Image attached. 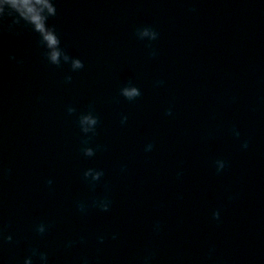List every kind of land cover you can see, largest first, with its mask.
I'll return each instance as SVG.
<instances>
[{"label": "clouds", "instance_id": "9594fccd", "mask_svg": "<svg viewBox=\"0 0 264 264\" xmlns=\"http://www.w3.org/2000/svg\"><path fill=\"white\" fill-rule=\"evenodd\" d=\"M57 15V8L55 6L54 0H0V29H4V21L10 18V23L6 25L7 31H13L17 27H30L31 30L38 34L39 44L44 48L43 56L48 61L49 64L60 67L63 64H69L72 71L80 70L84 67L83 62L79 58H74L70 56L62 47L61 40L58 36L54 26L48 24V20L51 17ZM136 36L140 40L148 41L147 47L151 48V42L159 38V33L151 28L150 26H144L136 30ZM151 56H155L156 52L150 53ZM72 77L66 76L65 81L71 82ZM163 81H157L156 85H162ZM140 89L135 86L131 81H129L125 86L120 89V95L123 96L128 101H134L141 96ZM69 115L76 112L74 107L69 106L67 108ZM166 115H172L171 108L166 110ZM127 116H123L121 119V124L127 122ZM77 123L81 131L82 139L81 144L83 145L80 149L83 156L87 158L94 157L98 150L102 149L101 145H97L95 148L89 146L93 137L97 134V127L100 123L99 118L95 115V110L93 105L88 106L86 112L79 114L77 118ZM233 135L237 138L240 137V132L233 128ZM154 144L149 142L145 145L144 151H152ZM242 148L248 147V141L245 140L241 144ZM216 172L221 173L226 167L227 162L224 159H217L214 162ZM126 165L121 166V172L126 171ZM10 171V170H9ZM105 173L102 169L88 168L86 169L82 176L84 182L88 185L92 192L96 191V188L101 184L102 178ZM182 172H178L177 176H181ZM53 181L51 179L46 181V184L51 186ZM104 194L100 196H94L90 200H78L76 201V209L81 215H87L90 209H97L101 212H108L111 209L112 199L109 195L110 188L105 183ZM232 197H229L231 199ZM221 218V212L216 209L212 212V219L219 222ZM50 228L49 224L44 222L38 223L34 227V231L43 236ZM161 230L160 221H156L153 224V231L159 233ZM113 239L116 238L115 234L112 236ZM100 243H103L106 239L105 235H100L97 237ZM0 241L11 242V235H4L3 227H0ZM80 242H83V237L80 238ZM77 241H68L67 247H72ZM31 254L25 257L23 264H34L33 258H36L38 264H48V254L46 252L40 251L38 248H32ZM212 250L209 251L208 258L211 259ZM155 253L152 251H146L145 254L140 258L139 264H152ZM80 264H89L88 259L82 258Z\"/></svg>", "mask_w": 264, "mask_h": 264}]
</instances>
